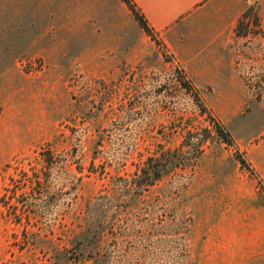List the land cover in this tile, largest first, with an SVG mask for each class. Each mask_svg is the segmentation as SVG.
<instances>
[{
  "label": "rangeland",
  "instance_id": "1",
  "mask_svg": "<svg viewBox=\"0 0 264 264\" xmlns=\"http://www.w3.org/2000/svg\"><path fill=\"white\" fill-rule=\"evenodd\" d=\"M241 10L216 79L120 0H0V264H264V29Z\"/></svg>",
  "mask_w": 264,
  "mask_h": 264
},
{
  "label": "crops",
  "instance_id": "2",
  "mask_svg": "<svg viewBox=\"0 0 264 264\" xmlns=\"http://www.w3.org/2000/svg\"><path fill=\"white\" fill-rule=\"evenodd\" d=\"M132 1L149 28L170 35L171 40L177 33L172 29L178 26V32L183 34V48L197 52V65L216 68L213 71L216 79L226 76L218 68L232 60L228 52L234 46V24L242 14L243 0ZM256 1L259 23L264 29V0Z\"/></svg>",
  "mask_w": 264,
  "mask_h": 264
},
{
  "label": "trees",
  "instance_id": "3",
  "mask_svg": "<svg viewBox=\"0 0 264 264\" xmlns=\"http://www.w3.org/2000/svg\"><path fill=\"white\" fill-rule=\"evenodd\" d=\"M120 1L127 7L129 12L131 13L133 19L138 24V26L143 30V32L146 35L151 36L150 35L151 29L147 25L146 20L143 18V16L139 12V10L137 9V7L133 3V1L132 0H120ZM209 120H210L211 126L213 127L216 135L221 137L222 141L229 144L230 139H229L228 134L226 132H224L222 130L221 126L216 121H214L212 118H209ZM205 140H206V138H201L200 140H197L194 144V149L198 155H200V153H201L200 146L203 144V142ZM185 161H186V163H188V166H192L195 160H194V158H190V159H186ZM241 163H243V162H241ZM160 177L161 176H160L159 170L157 168H155L152 172L150 185H152Z\"/></svg>",
  "mask_w": 264,
  "mask_h": 264
}]
</instances>
